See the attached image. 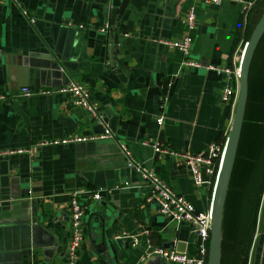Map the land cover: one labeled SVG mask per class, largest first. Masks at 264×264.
Returning <instances> with one entry per match:
<instances>
[{"label":"crops","instance_id":"crops-1","mask_svg":"<svg viewBox=\"0 0 264 264\" xmlns=\"http://www.w3.org/2000/svg\"><path fill=\"white\" fill-rule=\"evenodd\" d=\"M243 1L250 3L245 16L238 0H0V150L30 149L0 156V264H64L67 202L74 192L84 207L76 264H169L155 256L141 258L154 248L196 251L195 233L186 223L168 220L144 201L147 187L125 166L115 140L37 144L101 134L105 123L73 106L68 95L20 92L79 80L98 105L100 118L105 110L117 116L114 136L132 159L205 212L215 166H209L213 173L208 175L207 166L199 165L202 182L194 186L180 157L157 154L152 145L192 154L228 137L234 106L223 102L221 93L233 80L207 67L237 64L252 22L264 11V0ZM189 7L192 28L183 21ZM104 23L115 27L110 48L107 33L98 31ZM183 36L190 40L188 60L197 68L182 65L180 51L151 41ZM51 61L59 68L50 67ZM24 189L27 195L21 198ZM95 192L98 199L91 197ZM262 196L264 31L248 67L218 264H264ZM24 201L33 202V212ZM120 233L128 237L117 238Z\"/></svg>","mask_w":264,"mask_h":264},{"label":"built area","instance_id":"built-area-1","mask_svg":"<svg viewBox=\"0 0 264 264\" xmlns=\"http://www.w3.org/2000/svg\"><path fill=\"white\" fill-rule=\"evenodd\" d=\"M216 1L219 0H203V2L205 3ZM238 2L242 4L241 15L245 16L250 3L244 2L243 0H238ZM192 11V7H189L186 15H184L183 17L184 23H186L189 28H192L193 24ZM22 14L26 15L25 12H22ZM26 18H28L30 23H33V20L30 17L26 16ZM109 27V23H104L100 25L98 31L102 34H105L108 32ZM124 36H128V34H124ZM151 41L165 47L180 51L183 55L182 65L195 68L198 67V63L192 60H188V53L190 50V40L188 37L183 36L179 39L171 40L152 39ZM243 48L241 49V52L237 57V64L232 69L217 68L213 66L207 67L208 70L220 72L227 76L226 78H228V80H233V84H226L221 93L222 101L228 102L232 106H235L238 93L237 80L239 77V64ZM20 93L22 96H42L52 93L68 95L69 100L73 106L84 110L87 114L96 119H100V116L98 115V105L90 100V93L87 87L79 80H69L66 85L54 89L33 90L29 88H22ZM2 98L3 96L0 95V99ZM155 123L160 126L162 123V117H156ZM102 139H111L113 141H116L118 148L125 159V166L134 169L142 182L146 185L147 192L144 196V201L148 204H153L154 206H156L157 211L168 220L186 223L195 233L196 251L193 254H182L166 248H154L151 250L149 249L148 252L144 253L141 260L148 256H155L161 261L169 264H206L205 261L208 257L209 230L212 223V199L225 150L227 137L222 144H209L205 149L192 154L174 150L170 151L165 147H161L158 143H154L152 145L153 151L157 154L163 153L180 157L183 164L188 169L192 184L194 186H199L202 182L200 179L199 165L203 164L207 166L204 172L208 175H211L213 173V169L209 166H215V176L214 180L211 182V198L205 212L195 210L187 200L170 190V188H168V186L156 176L153 169L143 165L142 163L134 161L125 145L118 142L114 136V133L108 130L106 127L103 129V132L101 134H93L87 136H69L60 139H47L42 140L37 144L65 145L84 141H98ZM142 144H144V142H142ZM20 153H30V149L16 148L0 150V156ZM91 197L93 199H98L99 195L97 192H95L91 194ZM261 206H264L263 196L260 199L258 209ZM67 210L69 225L67 243L64 251V264H76L78 258V249L83 241L82 217L84 213V207L78 199V193L74 192L69 196L67 202ZM116 237L127 238L128 235H126L125 233H120ZM136 243V239L131 238L130 244L135 245Z\"/></svg>","mask_w":264,"mask_h":264},{"label":"water","instance_id":"water-1","mask_svg":"<svg viewBox=\"0 0 264 264\" xmlns=\"http://www.w3.org/2000/svg\"><path fill=\"white\" fill-rule=\"evenodd\" d=\"M115 27L111 26L109 27V30L107 32V38H108V47L111 46V38L112 33ZM264 31V11L262 15L260 16L259 20L255 24V26L252 29V32L248 38V40L245 42L240 64H239V77H238V93L237 98L234 106L233 111V118L230 126V130L228 133V137L226 140L225 150L220 166V170L218 173L217 181L215 190L213 193V199H212V223L209 230V244H208V257H207V263H210V261L213 259L214 264H218L219 259V233H220V213H221V206H222V200L224 197V193L226 191V187L228 184L233 159L236 151V146L240 134V129L242 125L243 120V114H244V108L246 103V97H247V74H248V67L249 62L253 53V50ZM52 58V57H49ZM56 61H60V58L58 56L54 57ZM56 62H50V67H54L56 69L59 68ZM109 65H112L109 58ZM114 73L119 74L121 73V70L119 68H114L112 70ZM69 80V79H68ZM117 116L116 115H109L107 110L104 111V116L100 118L101 122L106 124V127L111 131L114 132L115 123H116ZM110 140L111 139H105ZM104 139L98 140L97 142H104ZM21 198L26 197L27 192L26 190H21L20 192ZM27 203L28 201H24ZM37 202V201H35ZM27 204H30V208H32V211L34 210V206L32 205L33 202H28ZM38 205V203H36ZM32 215V213H31ZM23 223L26 225L28 224L27 218L25 220H22Z\"/></svg>","mask_w":264,"mask_h":264},{"label":"rangeland","instance_id":"rangeland-1","mask_svg":"<svg viewBox=\"0 0 264 264\" xmlns=\"http://www.w3.org/2000/svg\"><path fill=\"white\" fill-rule=\"evenodd\" d=\"M255 25H253L252 26V28L254 27ZM256 58H257V56H255ZM255 58V59H256ZM226 192V191H225ZM224 197H225V193H224ZM224 197H223V200H222V206H221V213H220V223H221V218H222V216H223V213H224V211H225V208H226V206H225V203H226V197H225V199H224ZM208 264H214V262H213V259L210 261V263H208Z\"/></svg>","mask_w":264,"mask_h":264},{"label":"trees","instance_id":"trees-1","mask_svg":"<svg viewBox=\"0 0 264 264\" xmlns=\"http://www.w3.org/2000/svg\"><path fill=\"white\" fill-rule=\"evenodd\" d=\"M258 21V18H257V20L255 21V22H252L254 25H255V23ZM109 25H110V23H109ZM237 35H239V30L236 32V36Z\"/></svg>","mask_w":264,"mask_h":264}]
</instances>
